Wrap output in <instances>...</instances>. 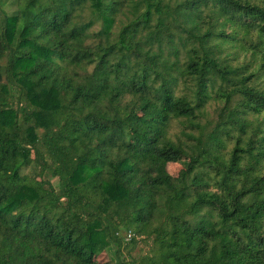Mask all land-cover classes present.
<instances>
[{
  "label": "trees",
  "instance_id": "trees-1",
  "mask_svg": "<svg viewBox=\"0 0 264 264\" xmlns=\"http://www.w3.org/2000/svg\"><path fill=\"white\" fill-rule=\"evenodd\" d=\"M262 76L250 0H0V264H264Z\"/></svg>",
  "mask_w": 264,
  "mask_h": 264
},
{
  "label": "rangeland",
  "instance_id": "rangeland-1",
  "mask_svg": "<svg viewBox=\"0 0 264 264\" xmlns=\"http://www.w3.org/2000/svg\"><path fill=\"white\" fill-rule=\"evenodd\" d=\"M251 2H255L258 4L264 5V0H250ZM6 11H11L12 7H9L6 4L3 7ZM85 15L88 18H91V13L89 9L85 11ZM120 17V16H119ZM100 27V20L96 21L94 24V29H98ZM230 30L227 29V32ZM224 51L222 52L221 58L225 59L228 64L231 66H238L243 64H251L259 65L261 63V56L258 53H255L253 49L244 45L241 40L234 44H227L224 47ZM220 81H218L219 83ZM255 84L259 87H264V76H262L259 80L255 82ZM220 85L214 88V92L212 93L213 98L210 99L205 106L202 114L199 116L198 119L193 123L194 125H189L184 122L182 119H172L166 129L167 137L174 142L180 144L182 147L186 148L190 143H192V139H204L209 131H211L212 127L214 126L215 122L218 119V114L220 109L224 105V99L217 98L216 93H219ZM223 88L225 86L223 85ZM232 99L230 104H232ZM253 118V117H252ZM166 169L170 176L173 179H176L179 170L181 169V164L179 162H168L166 164ZM264 171V163L263 169ZM23 172H30V168L24 170ZM146 242L140 240L135 247L131 250V254L133 256L142 255L147 250ZM107 253H103L100 256V259L104 260L108 256Z\"/></svg>",
  "mask_w": 264,
  "mask_h": 264
},
{
  "label": "built area",
  "instance_id": "built-area-1",
  "mask_svg": "<svg viewBox=\"0 0 264 264\" xmlns=\"http://www.w3.org/2000/svg\"><path fill=\"white\" fill-rule=\"evenodd\" d=\"M131 232H128L127 234H126V239H130V237H131Z\"/></svg>",
  "mask_w": 264,
  "mask_h": 264
}]
</instances>
